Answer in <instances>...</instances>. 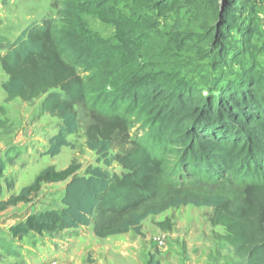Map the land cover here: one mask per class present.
<instances>
[{"label": "trees", "instance_id": "1", "mask_svg": "<svg viewBox=\"0 0 264 264\" xmlns=\"http://www.w3.org/2000/svg\"><path fill=\"white\" fill-rule=\"evenodd\" d=\"M258 1L70 0L78 14L96 18L112 35L78 46V24L63 44L64 26L50 19L9 43L1 57L8 100L44 98L43 112L61 120L45 155L57 157L71 146L69 137L81 128L77 108L83 107L90 117L87 146L106 166H90L84 174L76 165L47 168L3 201L2 164L0 214L29 203L44 184L66 183L62 208L28 215L10 227L12 237L57 236L92 225L101 239L141 235L149 216L193 205L213 209L212 226L225 229L224 240L244 264H264ZM139 123L142 136L133 139ZM115 142L125 148L113 154ZM113 164L123 173H111ZM209 187L220 191L210 194ZM224 188L236 195H225ZM159 227L170 231L172 221ZM150 264H157L155 257Z\"/></svg>", "mask_w": 264, "mask_h": 264}, {"label": "rangeland", "instance_id": "2", "mask_svg": "<svg viewBox=\"0 0 264 264\" xmlns=\"http://www.w3.org/2000/svg\"><path fill=\"white\" fill-rule=\"evenodd\" d=\"M257 5L264 27V0L258 1ZM50 19L57 21L59 27H68L66 31L59 29L63 44L68 39L66 34H71L78 24L82 25L80 31L88 33H74L80 34L74 40L78 46L89 42L92 36L107 39L112 35L111 29L96 18L78 14L71 7L70 0H0V166H5L1 180L3 201L19 195L50 167L60 172L76 165L80 167V174L90 166L106 169L105 164L99 162L98 155L87 146L90 117L86 108H77L81 128L69 137L71 146L63 148L59 156L51 157L45 152L50 139L58 133L61 120L43 112L44 98L32 102L21 99L9 101L4 90L8 76L3 70L1 57L6 54L8 44L15 42L31 26L41 25ZM143 130L142 123L137 124L132 130L133 139L136 133L142 136ZM124 148L115 142L112 153ZM109 171L118 175L123 173L117 164H113ZM65 187L66 183L44 184L29 203L9 207L0 214V264H51L53 261L60 264H150L152 257L157 264H244L236 257L234 248L224 240L225 229L212 226L213 209L193 205L169 208L159 215L149 216L142 223L141 235L130 232L101 239L95 235L92 225L57 236L29 234L22 239L12 237L10 227L24 221L28 215L62 208ZM207 190L213 194L220 188L209 187ZM223 192L236 195L234 190L225 189ZM166 219L172 221L170 231L159 227ZM159 235L166 239V246L162 249H157L154 243V238Z\"/></svg>", "mask_w": 264, "mask_h": 264}, {"label": "built area", "instance_id": "3", "mask_svg": "<svg viewBox=\"0 0 264 264\" xmlns=\"http://www.w3.org/2000/svg\"><path fill=\"white\" fill-rule=\"evenodd\" d=\"M155 247L157 249H162L166 246V239L165 236L159 235L154 238ZM51 264H60L58 261H53Z\"/></svg>", "mask_w": 264, "mask_h": 264}, {"label": "crops", "instance_id": "4", "mask_svg": "<svg viewBox=\"0 0 264 264\" xmlns=\"http://www.w3.org/2000/svg\"><path fill=\"white\" fill-rule=\"evenodd\" d=\"M70 231H72V230H70ZM66 232H68V231H66Z\"/></svg>", "mask_w": 264, "mask_h": 264}]
</instances>
